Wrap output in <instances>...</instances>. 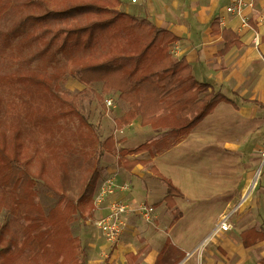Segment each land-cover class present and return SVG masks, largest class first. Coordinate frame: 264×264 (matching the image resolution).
Listing matches in <instances>:
<instances>
[{
    "label": "crops",
    "instance_id": "obj_1",
    "mask_svg": "<svg viewBox=\"0 0 264 264\" xmlns=\"http://www.w3.org/2000/svg\"><path fill=\"white\" fill-rule=\"evenodd\" d=\"M229 3L121 0L119 10L170 31L177 38L169 46L172 60L183 59L196 82L210 85V91L234 104L220 102L187 136L160 151L151 146L167 131L143 126L140 117L108 135L116 152L141 145H150L151 152L126 155L128 162H147L130 170L118 162L117 154L110 153L116 156L115 165L103 170L102 177L118 185L129 184V189L117 191L95 207V219L106 213L109 201L120 200L128 207L125 227L112 248L97 230V238L85 246L86 264H264V191L251 190L243 209L240 206L237 213H231L240 190L238 177L224 186L214 185L205 175L210 158L215 164L231 166L232 156L243 150L252 126L237 130L230 121L241 114L255 120L264 108V0H254V10L244 9L241 15L227 13ZM243 16H248L245 27L240 24ZM224 29L238 38L240 46L221 53ZM152 168L181 192L182 196L173 198L174 207L165 204L167 186ZM225 195L227 203L222 200ZM143 206L152 207L148 220L142 216ZM224 216L230 225L226 231L219 227Z\"/></svg>",
    "mask_w": 264,
    "mask_h": 264
},
{
    "label": "trees",
    "instance_id": "obj_2",
    "mask_svg": "<svg viewBox=\"0 0 264 264\" xmlns=\"http://www.w3.org/2000/svg\"><path fill=\"white\" fill-rule=\"evenodd\" d=\"M120 6L121 0H0V61L16 58L18 70L8 77L24 92L44 88V102L46 97L60 98L59 86L67 77L85 88L100 83L101 95L117 93V100L129 108L115 120L117 129L140 117L143 126L167 131L151 146L160 151L187 136L220 102L234 103L210 91V85L196 82L183 59L172 60L169 46L177 38L170 31ZM222 34L221 53L240 46L230 30ZM151 147L116 152L108 136L98 157L105 151L116 153L118 162L130 170L147 162H128L126 155L151 152ZM5 162L0 214L6 212L8 219L0 224V264H86L81 239L72 235L70 225L74 214L80 217L87 207L94 210L98 169L90 172L76 201L58 196L45 212L36 200L28 163L16 157ZM152 170L167 186L165 204L174 207L173 198L181 192Z\"/></svg>",
    "mask_w": 264,
    "mask_h": 264
},
{
    "label": "rangeland",
    "instance_id": "obj_3",
    "mask_svg": "<svg viewBox=\"0 0 264 264\" xmlns=\"http://www.w3.org/2000/svg\"><path fill=\"white\" fill-rule=\"evenodd\" d=\"M15 59L9 56L7 62L4 60L6 66L0 61V177L6 172L5 159L16 157L26 161L35 178L36 200L47 212L56 205L58 196L76 201L90 172L97 168L101 181L95 189L96 195L101 184L106 181L102 177L103 170L115 165L116 159L115 155L106 151L101 158L98 157L102 152L101 143L115 131V118L129 108L120 101L116 107L107 109L103 100L107 97L117 98V93L101 95L100 83L85 88L70 77L59 86L60 98L46 97L44 104L41 99V94L46 93L44 88L30 91L25 88L24 92V87L21 88L18 82L8 77L18 70ZM73 97L77 99L73 100ZM263 111L264 108L255 120L241 114L230 121L237 130L244 126L250 130L252 126L243 142V150L232 156L231 166L215 164L210 157L211 160H207L205 166V175L213 180L214 185L223 183L224 186H230L238 177L236 183L240 182V190L238 188L231 213H237L239 204H242L241 199L247 196V200L251 190L257 189V194L259 190L264 191V165L258 179L255 178L260 167L257 149L264 137ZM255 179V185L252 186ZM94 211L95 206L94 210L87 207L81 211L80 217L77 214L72 216L70 229L74 237L81 239L83 260L85 246L98 234L93 225ZM7 219L6 212H2L0 224Z\"/></svg>",
    "mask_w": 264,
    "mask_h": 264
},
{
    "label": "built area",
    "instance_id": "obj_4",
    "mask_svg": "<svg viewBox=\"0 0 264 264\" xmlns=\"http://www.w3.org/2000/svg\"><path fill=\"white\" fill-rule=\"evenodd\" d=\"M244 9L253 11L254 0H230V3L226 8V12L229 14L241 15ZM247 23L248 16L241 17V26L245 27L247 26ZM103 104L107 109H111L114 108L116 100L107 97L105 98V100H103ZM257 154L260 166L257 173V175L259 176L261 167L264 165V137L262 138L261 143L258 146ZM128 189L129 184L118 185L110 180L104 181L99 187L97 194L94 196V206L99 207L104 201H106L107 198L114 195L117 191H126ZM240 202H242L243 204L244 197ZM242 204L240 203L239 205L241 206ZM127 210L128 207L123 201L111 200L108 202L106 213L93 221V225L102 235L104 241L107 243L108 248H112L118 243L125 227L123 217ZM141 212L143 218L148 220L152 212V207L143 206L141 208ZM219 227L223 231H226L230 228V225L227 222V216L223 217ZM102 255L104 258H107V254L105 252H102Z\"/></svg>",
    "mask_w": 264,
    "mask_h": 264
},
{
    "label": "bare ground",
    "instance_id": "obj_5",
    "mask_svg": "<svg viewBox=\"0 0 264 264\" xmlns=\"http://www.w3.org/2000/svg\"><path fill=\"white\" fill-rule=\"evenodd\" d=\"M255 178H257L258 179V175L257 176H255ZM255 182H256V179L253 181V183H252V186H254L255 185ZM227 196L228 195H225L223 198H222V200H223V202H225V203H227ZM246 197L247 196H245L244 197V202L243 203H245L246 202ZM219 213L221 212V210H217Z\"/></svg>",
    "mask_w": 264,
    "mask_h": 264
}]
</instances>
